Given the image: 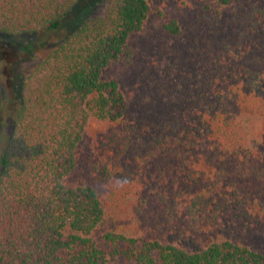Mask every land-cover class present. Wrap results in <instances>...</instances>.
<instances>
[{
    "label": "trees",
    "instance_id": "1",
    "mask_svg": "<svg viewBox=\"0 0 264 264\" xmlns=\"http://www.w3.org/2000/svg\"><path fill=\"white\" fill-rule=\"evenodd\" d=\"M78 2L0 0V41L57 29ZM178 11L134 102L103 73L132 66L149 0H105L20 80L0 264H264V0ZM92 122L106 131L82 158Z\"/></svg>",
    "mask_w": 264,
    "mask_h": 264
},
{
    "label": "rangeland",
    "instance_id": "2",
    "mask_svg": "<svg viewBox=\"0 0 264 264\" xmlns=\"http://www.w3.org/2000/svg\"><path fill=\"white\" fill-rule=\"evenodd\" d=\"M193 0H149L151 12L141 32L135 37V60L130 67L110 65L103 73L105 79H114L127 101L134 102L144 87L158 77L160 64L165 62L166 53L174 42L160 31L164 20L179 13L182 3ZM182 3V4H181ZM105 0H79L75 8L63 19L60 27L39 36H8L0 41V154L11 132L14 115V99L19 82L30 72L37 60H41L55 45L61 35L75 28L84 18L102 15ZM159 72V71H158ZM264 126V116L259 118ZM100 122H92L81 144L83 157H88L96 147L105 127ZM118 264H132L122 256L116 258Z\"/></svg>",
    "mask_w": 264,
    "mask_h": 264
}]
</instances>
